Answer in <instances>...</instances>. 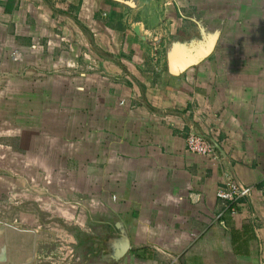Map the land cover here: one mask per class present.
I'll return each mask as SVG.
<instances>
[{"label":"crops","instance_id":"crops-1","mask_svg":"<svg viewBox=\"0 0 264 264\" xmlns=\"http://www.w3.org/2000/svg\"><path fill=\"white\" fill-rule=\"evenodd\" d=\"M0 149V264L67 211L103 264H264V0H0Z\"/></svg>","mask_w":264,"mask_h":264},{"label":"rangeland","instance_id":"rangeland-1","mask_svg":"<svg viewBox=\"0 0 264 264\" xmlns=\"http://www.w3.org/2000/svg\"><path fill=\"white\" fill-rule=\"evenodd\" d=\"M0 151L3 152L6 151V149H0ZM6 166V164H0V171L6 170ZM3 206L7 207V204H4ZM81 215L82 217L80 219L85 217V215L80 212L79 216ZM61 218L58 217L56 219L58 220V222L55 223L56 226L53 225L52 227H48L47 229H45V234L47 233L48 235H50L48 238L50 240L46 245H42L41 248L40 246H38L37 251L39 253V256H37L38 259L34 264H79V261L77 260L79 257L78 255L82 254L81 256L83 257L84 254L88 253V250L92 253H96L95 257H93L92 255L90 264L94 261L96 262V264H103V261L100 259L101 254H103V247L98 242V240L93 244V239H89V228L83 227L82 224L80 226H77L76 223L78 221V218L76 216V220L72 219L70 211H67L65 213V216ZM67 252L70 254V257L66 262L58 260L56 257L57 255H54L55 253H57L58 256H61L62 254ZM86 257L84 259H80V263H87L88 261Z\"/></svg>","mask_w":264,"mask_h":264},{"label":"built area","instance_id":"built-area-1","mask_svg":"<svg viewBox=\"0 0 264 264\" xmlns=\"http://www.w3.org/2000/svg\"><path fill=\"white\" fill-rule=\"evenodd\" d=\"M187 150L193 154L207 157H218V152L213 142L196 130H190L186 137ZM253 189L245 187L232 179L218 189L216 196L222 200L232 212H235L238 201L251 196Z\"/></svg>","mask_w":264,"mask_h":264},{"label":"water","instance_id":"water-1","mask_svg":"<svg viewBox=\"0 0 264 264\" xmlns=\"http://www.w3.org/2000/svg\"><path fill=\"white\" fill-rule=\"evenodd\" d=\"M214 144H215L216 148H217L218 150H220L219 145H218L217 143H215V142H214ZM128 246H129V245L127 244L126 247H123L122 249H118V250L115 252L113 258H114L115 260H119V259L123 256V254L125 253V251L127 250V247H128ZM6 261H7L6 248H5V246H2V248H1V253H0V263H5Z\"/></svg>","mask_w":264,"mask_h":264}]
</instances>
